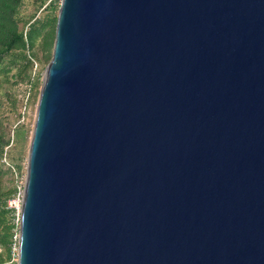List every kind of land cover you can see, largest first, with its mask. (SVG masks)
Masks as SVG:
<instances>
[{"label": "water", "instance_id": "obj_1", "mask_svg": "<svg viewBox=\"0 0 264 264\" xmlns=\"http://www.w3.org/2000/svg\"><path fill=\"white\" fill-rule=\"evenodd\" d=\"M18 264H264V0H62Z\"/></svg>", "mask_w": 264, "mask_h": 264}, {"label": "trees", "instance_id": "obj_2", "mask_svg": "<svg viewBox=\"0 0 264 264\" xmlns=\"http://www.w3.org/2000/svg\"><path fill=\"white\" fill-rule=\"evenodd\" d=\"M30 0H0V89L13 81V85H29L31 104L39 95V77H34L35 62L51 61L61 6L60 1L31 0L33 12L24 9ZM41 54V55H40ZM11 101L8 92L0 95V264H18L17 253L20 214L10 202L21 195L14 179V170L22 174V167L14 151L23 152L28 129L18 124L8 128L4 120V99ZM16 100L12 101L15 105Z\"/></svg>", "mask_w": 264, "mask_h": 264}, {"label": "rangeland", "instance_id": "obj_3", "mask_svg": "<svg viewBox=\"0 0 264 264\" xmlns=\"http://www.w3.org/2000/svg\"><path fill=\"white\" fill-rule=\"evenodd\" d=\"M33 9L34 6L32 5V1L30 0L29 5L24 9V11L25 13L30 14L33 12ZM50 53L52 57L53 48L50 51ZM49 63L45 62L44 59H42L39 62H35L33 75L34 77L37 76L39 77L40 87H39V95L37 101L34 104H31V102L28 101L30 97L29 96L30 88L29 85L25 83H22L20 85L19 84L13 85V81H12L10 84L5 85V90L4 88L0 89V95H3L5 92H8V94L11 96V101L9 103H7V99L3 97L5 107H3L2 116L6 121V123H8L7 127L14 129L18 124H22V125L24 124L28 129L27 142L24 143L25 147L23 152H20L19 150L14 151L15 159H17L16 162L22 167L21 170L22 174H19V172H15L16 170L13 169L14 179L16 184L21 189V195L15 200H12L10 202V206L18 211V215L20 214L21 206H22V195H23V189H24L26 173H27L28 155H29V149H30L31 139L35 125L38 100L42 88L44 72ZM13 100L17 101L15 102V105L12 104ZM15 251L18 255V250L15 249ZM16 259L18 260V258Z\"/></svg>", "mask_w": 264, "mask_h": 264}, {"label": "built area", "instance_id": "obj_4", "mask_svg": "<svg viewBox=\"0 0 264 264\" xmlns=\"http://www.w3.org/2000/svg\"><path fill=\"white\" fill-rule=\"evenodd\" d=\"M52 1H60L61 2L62 0H49V2H52Z\"/></svg>", "mask_w": 264, "mask_h": 264}]
</instances>
